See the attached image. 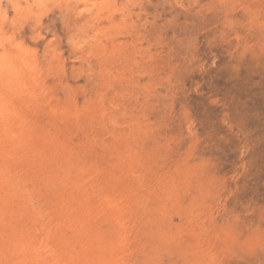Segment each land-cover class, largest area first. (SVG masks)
<instances>
[{
    "label": "rangeland",
    "instance_id": "obj_1",
    "mask_svg": "<svg viewBox=\"0 0 264 264\" xmlns=\"http://www.w3.org/2000/svg\"><path fill=\"white\" fill-rule=\"evenodd\" d=\"M0 264H264V0H0Z\"/></svg>",
    "mask_w": 264,
    "mask_h": 264
}]
</instances>
